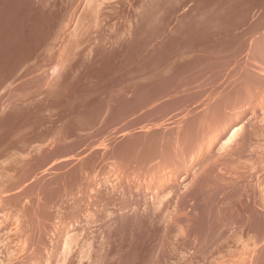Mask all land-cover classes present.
Segmentation results:
<instances>
[{
    "label": "rangeland",
    "instance_id": "1",
    "mask_svg": "<svg viewBox=\"0 0 264 264\" xmlns=\"http://www.w3.org/2000/svg\"><path fill=\"white\" fill-rule=\"evenodd\" d=\"M263 108L264 0H0V264H264Z\"/></svg>",
    "mask_w": 264,
    "mask_h": 264
},
{
    "label": "bare ground",
    "instance_id": "2",
    "mask_svg": "<svg viewBox=\"0 0 264 264\" xmlns=\"http://www.w3.org/2000/svg\"><path fill=\"white\" fill-rule=\"evenodd\" d=\"M261 86H262V85H261ZM259 87H260V86H259ZM259 87H258V89H259V91H260V88H259ZM261 88H262V87H261ZM246 90H247V89H246ZM250 90H252V89H250ZM250 90H249V91H250ZM262 90H263V89H262ZM242 91H245V90H242ZM252 91H253V90H252ZM259 91H257V92H259ZM253 92H254V91H253ZM260 92H261V91H260ZM240 93H242V92H240ZM237 94H238V93H237ZM242 94H244V93H242ZM259 94H260V93H259ZM259 94H258V95H259ZM238 95H239V96H242V95H240V94H238ZM261 95H262V94H261ZM235 96H236L235 99H237L238 96H237V95H235ZM246 96H247V95H246ZM255 96H256V95H255ZM255 96H254V97H255ZM262 96H263V95H262ZM230 97H231V96H230ZM233 97H234V96H233ZM228 98H229V97H228ZM245 99H248V98L245 97ZM257 99H258V98H257ZM262 99H263V98H262ZM262 99H261V100H262ZM227 100H228V99H227ZM232 100H234V99L232 98ZM232 100H231V101H232ZM237 100H239V99H237ZM242 100H243V99H242ZM242 100H241V102H242ZM217 101H222V99H219V100H217ZM217 101H216V102H217ZM231 101H230V102H231ZM252 101H253V100H252ZM258 101L261 102L260 100H258ZM214 102H215V101H214ZM216 102H215V103H216ZM222 102H223V101H222ZM235 102H236V100H235ZM248 102H249V101H248ZM248 102H247V103H248ZM215 103H214V104H215ZM218 103H219V102H218ZM225 103H226V102H224L223 105H225ZM239 103H240V101H239ZM242 103H245V102H242ZM242 103H241V104H242ZM221 104H222V103H221ZM227 104H228V103H227ZM232 104H233V103H232ZM223 105H222V106H223ZM230 105H231V104H230ZM212 106H213V105H212ZM215 106H216V105H215ZM226 106H227V105H226ZM228 106H229V105H228ZM232 106H233V105H232ZM239 106H240V104H239ZM262 106H263V105H262ZM262 106H261V107H262ZM205 107H206V106H205ZM205 107H204V108H205ZM208 107H209V106H207L206 108H208ZM217 107H218V106H217ZM220 107H221V106H220ZM223 107H224V106H223ZM223 107H222V108H223ZM230 107H231V106H230ZM235 107H236V106H235ZM204 108H203V110H204ZM210 108H211V107H210ZM210 108H209V109H210ZM213 108L217 109L216 107H213ZM222 108H219V109H222ZM231 108H232V107H231ZM231 108H230V109H231ZM244 108H245V107H244ZM247 108H248V107H247ZM237 109H238V108H237ZM263 109H264V108H263ZM212 110H213V109H211V111H212ZM222 110H223V109H222ZM224 110H225V109H224ZM250 110H252V109H250ZM259 110H260V109H259ZM211 111H210V112H211ZM214 111H215V110H214ZM219 111H220V110H219ZM247 111H248V110H247ZM257 111H258V110H257ZM262 111H263V110H262ZM208 112H209V110H208ZM228 112H229V111H228ZM232 112H233V110H232ZM241 112H242V111H241ZM244 112H245V110H244ZM250 112H251V111H250ZM253 112H254V110H253ZM200 113H202V112L200 111ZM211 113H212V112H211ZM221 113H222V112H221ZM229 113H231V112H229ZM206 114H207V113H206ZM218 114H219V113H218ZM225 114H226V112H225ZM236 114H237V113H236ZM210 115H212V114H210ZM210 115H209V116H210ZM237 115H239V112H238ZM255 115H256V114H255ZM200 116H202V115H200ZM215 116H216V115H215ZM222 116H223V114H222ZM226 116H227V115H226ZM231 116H232V115H231ZM249 116H250V115H249ZM252 116H253V115H252ZM258 116H259V115H258ZM260 116H261V115H260ZM206 117H207V116H206ZM229 117H230V116H229ZM229 117H227V118L229 119ZM210 118H211V117H210ZM227 118H226V119H227ZM201 119H202V117L200 118V120H201ZM207 119H208V118H207ZM215 119H216V118H215ZM231 119H232V118H231ZM237 119H238V118H237ZM241 119H242V118H241ZM250 119H251V118H250ZM252 119H253V117H252ZM263 119H264V118H263ZM200 120H199V121H200ZM208 120L210 121L211 119H208ZM208 120H207V121H208ZM223 120H224V119H223ZM253 120H254V119H253ZM253 120H251V123H254V122H252ZM199 121H198V123H200ZM203 121H204V120H203ZM205 121H206V119H205ZM213 121H214V120H213ZM221 121H222V120H221ZM230 121H232V120H230ZM244 121H245V120H244ZM249 121H250V120H249ZM249 121H248V123H249ZM261 121H262V120H261ZM261 121H260V122H261ZM195 122H196V121H195ZM222 122H223V121H222ZM222 122H221V123H222ZM228 122H229V121H228ZM228 122H227V123H228ZM238 122H239V120H238ZM189 123H190V122H189ZM193 123H194V122H193ZM198 123H197V124H198ZM202 123H203V122H202ZM202 123H201V124H202ZM213 123H215V125H216V122H215V121H214ZM219 123H220V122H219ZM236 123H237V121H236ZM244 123H245V122H244ZM191 124H192V123H191ZM194 124H195V123H194ZM224 124H225V123H224ZM230 124H231V123H230ZM249 124H250V123H249ZM249 124H248V125H249ZM261 124H263V123H261ZM181 125H182V124H181ZM203 125L205 126V122H204ZM208 125H209V124H208ZM208 125H207V126H208ZM221 125H222V124H221ZM258 125H259V124H258ZM258 125H257V126H258ZM187 126H188V125H187ZM189 126H190V125H189ZM191 126H192V125H191ZM194 126H197V125H193V127H194ZM201 126H202V125H201ZM212 126H213V125H212ZM219 126H220V125H219ZM237 126H238V125H237ZM254 126H255V125H254ZM182 127H183V126H182ZM217 127H218V126H217ZM221 127H223V126H221ZM234 127H235V126H234ZM258 127H259V126H258ZM258 127H257V128H258ZM260 127H261V126H260ZM184 128H185V127H184ZM186 128H187V127H186ZM191 128H192V127H191ZM191 128H190V129H191ZM197 128H198V127H197ZM209 128H210V127H209ZM213 128H214V127H213ZM215 128H216V126H215ZM230 128H231V127H230ZM178 129H179V128H178ZM178 129H177V130H178ZM187 129H189V128H187ZM187 129H186V130H187ZM200 129H201V128H200ZM202 129H203V128H202ZM216 129H217V128H216ZM219 129H220V128H219ZM222 129H223V128H222ZM231 129H232V128H231ZM239 129H240V128H239ZM241 129H242V128H241ZM244 129H245V127H244ZM254 129H255V128H254ZM254 129H253V130H254ZM191 130H192V129H191ZM196 130H197V129H196ZM196 130H195V132H196ZM205 130H206V129H205ZM207 130H208V129H207ZM225 130H226V128H225ZM235 130H236V128H234V129H232V130H230V131H233V133H234ZM255 130H256V129H255ZM255 130H254V131H255ZM258 130H259V129H258ZM258 130H257V131H258ZM182 131H183V130H181V132H182ZM223 131H224V130H223ZM226 131H227V130H226ZM230 131H229V132H230ZM261 131H262V130H261ZM166 132H167V131H166ZM175 132H176V131H175ZM185 132H186V131H185ZM190 132H192V131H190ZM190 132H189V133H190ZM195 132H194V134H195ZM202 132H203V130H202ZM207 132H209V131H207ZM217 132H218V131H217ZM221 132H222V131H221ZM224 132H225V131H224ZM237 132H238V131H237ZM242 132H243V131H242ZM263 132H264V131H263ZM177 133H178V131H177ZM197 133H198V132H197ZM199 133H201V131H199ZM226 133H227V132H226ZM258 133H260V132H257V134H258ZM167 134H168V133H167ZM172 134H173V132H172ZM190 134H192V133H190ZM210 134H211V132H210L209 134H206V133H205L204 136L206 137V135L209 136ZM212 134H213V132H212ZM212 134H211V135H212ZM215 134H216V133H215ZM227 134H228V133H227ZM239 134H241V132H240ZM239 134H238V135H239ZM261 134H263V133H260V135H261ZM161 135H162V134H161ZM165 135H166V134H165ZM192 135H193V134H192ZM198 135L200 136V134H198ZM228 135H229V134H228ZM228 135H226V136H228ZM242 135H243V134H242ZM242 135H241V136H242ZM162 136H163V135H162ZM166 136H167V135H166ZM173 136H174V135H173ZM175 136H176V135H175ZM212 136H213V135H212ZM235 136H236V135H235ZM254 136H255V133H254ZM159 137H160V136H159ZM190 137H191V135H190ZM205 137H204V139H205ZM209 137H210V136H209ZM209 137H207V138L209 139ZM217 137H218V136H217ZM256 137H257V136H256ZM256 137H255V140H256ZM134 138H135V137H134ZM138 138H139V136H138ZM162 138H163V137H162ZM194 138H195V137H194ZM207 138H206V139H207ZM219 138H220V137H219ZM233 138H234V137H233ZM238 138H239V136H238ZM253 138H254V137H253ZM253 138H252V139H253ZM258 138H260V137L258 136ZM139 139H140V138H139ZM158 139H159V138H158ZM172 139H173V138H172ZM179 139H181V138H179ZM191 139H192V137H191ZM204 139H203V141H204ZM208 139H207V140H208ZM224 139H225V138H224ZM235 139H236V137H235ZM241 139H242V138H241ZM136 140H137V139H136ZM149 140H150V139H149ZM155 140H157V138H156ZM175 140H176V138H175ZM183 140H184V139H183ZM196 140H197V139H196ZM212 140H213V139H212ZM233 140H234V139H233ZM238 140H239V139H238ZM250 140H251V138H250ZM131 141H132V140H131ZM133 141H134V139H133ZM138 141H139V140H138ZM140 141H143V140H140ZM144 141H145V140H144ZM200 141H202V140H200ZM215 141H217V139H216ZM224 141H225V140H224ZM231 141H232V140H231ZM235 141H237V140H235ZM239 141H240V140H239ZM239 141H238V142H239ZM242 141H243V140H242ZM247 141H249V140H247ZM256 141H257V140H256ZM152 142H153V141H152ZM181 142H182V141H181ZM192 142H193V141H192ZM192 142H190V143H192ZM205 142H206V141H205ZM238 142H237V143H238ZM245 142H246V141H245ZM250 142H252V141H250ZM250 142H249V143H250ZM135 143H136V142H135ZM139 143H140V142H139ZM142 143H143V142H142ZM148 143H149V142H148ZM161 143H162V142H161ZM207 143H209V140H208ZM207 143H206V144H207ZM210 143H211V142H210ZM232 143H233V142H232ZM243 143H244V142H243ZM243 143H242V144H243ZM132 144H133V143H132ZM136 144H137V143H136ZM150 144L152 145L153 143L150 142ZM162 144H163V143H162ZM164 144H165V143H164ZM188 144H189V143H188ZM195 144H197V143H195ZM204 144H205V143H203V146H204ZM211 144H212V143H211ZM211 144H210V145H211ZM239 144H240V143H239ZM253 144H254V143H253ZM253 144H250V145H253ZM256 144H257V143H256ZM260 144H261V142H260ZM129 145H130V144H129ZM137 145H138V144H137ZM137 145H135V146H137ZM140 145H141V144H140ZM140 145H139V146H140ZM145 145H146V143H145ZM156 145H157V144H156ZM171 145H172V142H171ZM197 145H198V144H197ZM139 146H138V150L140 151ZM142 146H143V145H142ZM154 146H155V144H154ZM166 146H167V145H166ZM169 146H170V145H169ZM187 146H188V145H187ZM201 146H202V144H201ZM208 146H209V144H208ZM208 146L206 145L205 147H208ZM211 146H212V145H211ZM213 146H214V145H213ZM226 146H227V145H226ZM229 146H230V144H229ZM231 146H232V145H231ZM231 146H230V147H231ZM243 146H244V145H243ZM246 146H247V144H246ZM254 146H255V145H254ZM256 146H257V145H256ZM258 146H260V145H258ZM261 146H263V145H261ZM143 147H144V146H143ZM171 147H172V146H171ZM174 147H175V146H174ZM181 147H182V146H181ZM195 147H196V145H195ZM199 147H200V146H199ZM205 147H204V148H205ZM215 147H216V144H215ZM215 147H214V148H215ZM230 147H229V148H230ZM235 147H236V146H235ZM244 147H245V146H244ZM127 148H129V147H127ZM145 148H146V147H145ZM152 148H153V147H152ZM158 148H159V147H157V149H158ZM187 148H188V147H187ZM190 148H191V147H190ZM208 148H209V147H208ZM208 148H206V149H202L203 151L205 150L204 153L207 152L206 150H207ZM211 148H212V147H211ZM236 148H237V147H236ZM240 148H242V147H240ZM240 148H239V149H240ZM246 148H247V147H246ZM251 148H253V147L251 146ZM251 148H250V150H251ZM255 148L257 149V147H255ZM255 148H254V149H255ZM259 148H260V147H259ZM263 148H264V147H263ZM149 149H150V148H149ZM167 149H168V148H167ZM174 149H175V148H174ZM193 149H194V148H193ZM196 149H197V148H196ZM209 149H210V148H209ZM216 149H218V147H216ZM223 149H224V147H223ZM243 149H244V148H242V150H243ZM247 149H248V148H247ZM141 150H142V152H143V151H145L146 149H145V150L141 149ZM151 150H153V149H151ZM162 150H163V149H162ZM184 150H186V149H184ZM211 150H212V149H211ZM211 150H210V151H211ZM213 150H214V149H213ZM219 150H220V149H219ZM221 150H222V149H221ZM225 150H226V149H225ZM260 150H261V149H260ZM263 150H264V149H263ZM123 151H124V150H123ZM125 151H126V150H125ZM131 151H132V150H131ZM134 151H135V150H134ZM156 151H158V150H156ZM173 151H174V150H173ZM173 151H172V153H173ZM203 151H202V153H203ZM210 151H209V152H210ZM230 151H232V150H230ZM236 151L238 152V150H236ZM239 151H241V150H239ZM245 151H246V149H245ZM248 151H249V150H248ZM253 151H254V150H253ZM121 152H122V150H121ZM127 152H129V150H127ZM142 152H141V153H142ZM147 152H148V151H147ZM160 152H161V151H160ZM163 152H164V151H163ZM177 152H178V151H177ZM179 152H181V151H179ZM194 152H195V151H194ZM197 152H201V149H200V151H197ZM219 152H220V154L222 153L221 151H219ZM223 152H224V151H223ZM241 152H243V151H241ZM249 152H250V151H249ZM249 152H248V153H249ZM255 152H257V151H255ZM258 152H259V151H258ZM260 152H261V151H260ZM125 153H126V152H125ZM133 153H134V152H133ZM135 153H136V151H135ZM137 153L139 154V152H137ZM137 153H136V154H137ZM211 153H213V152H211ZM230 153H231V152H230ZM239 153H240V152H239ZM239 153H238V154H239ZM251 153H252V151H251ZM253 153H254V152H253ZM117 154H119V153H117ZM126 154H127V153H126ZM130 154H132V153L130 152ZM142 154H144V153H142ZM159 154H160V153H159ZM159 154H157V155H159ZM170 154H171V153H169V156H170ZM188 154H189V153H188ZM222 154H223V153H222ZM256 154H257V153H256ZM128 155H129V154H128ZM157 155H156V157H157ZM167 155H168V154H167ZM177 155H178V154H177ZM205 155H206V154H205ZM215 155H216V154H215ZM225 155H226V152H225ZM234 155H236V153H235ZM263 155H264V153H263ZM263 155L261 154L260 156L263 157ZM117 156H118V155H117ZM130 156H131V155H129V158H130ZM147 156H148V155H147ZM152 156H153V154H152ZM162 156H163V155H162ZM173 156H174V155H173ZM175 156H176V154H175ZM210 156H211V155H210ZM236 156H238V155H236ZM236 156H233V157H236ZM258 156H259V155H258ZM260 156H259V157H260ZM120 157H121V156H120ZM125 157H127V156H125ZM134 157H135V156H134ZM138 157H141V156L139 155ZM163 157H164V156H163ZM187 157H189V156H187ZM192 157H193V156H192ZM195 157H196V156H195ZM197 157H198V156H197ZM197 157H196V158H197ZM206 157H207V156H206ZM215 157H216V156H215ZM217 157H218V155H217ZM231 157H232V156H231ZM113 158H114V157H113ZM121 158H122V157H121ZM127 158H128V157H127ZM135 158H136V157H135ZM144 158H145V157H144ZM148 158H149V156H148ZM161 158H162V157H161ZM165 158H166V157H165ZM176 158H178V157H176ZM190 158H191V157H190ZM211 158H212V157H211ZM221 158H222V157H221ZM227 158H228V157H227ZM260 158H261V157H260ZM138 159H139V158H138ZM141 159H142V158H141ZM151 159H152V158H151ZM157 159H158V158H157ZM162 159H163V158H162ZM174 159H175V158H174ZM208 159H209V158H208ZM229 159H230V158H229ZM249 159H250V158H249ZM249 159H248V162H249ZM123 160H125V159H123ZM131 160H132V159H131ZM154 160H155V159H154ZM159 160H160V159H159ZM178 160H179V159H178ZM195 160H196V159H195ZM222 160H223V159H222ZM226 160H227V159H226ZM230 160H232V159H230ZM129 161H130V160H129ZM132 161H133V160H132ZM138 161H139V160H138ZM141 161H142V160H141ZM141 161H140V162H141ZM143 161H144V160H143ZM152 161H153V160H152ZM155 161H157V160H155ZM166 161H167V160H166ZM168 161H169V160H168ZM191 161H192V160H191ZM253 161H254V160H253ZM253 161H250V162H253ZM260 161H262V159H261ZM104 162H105V161H104ZM112 162H113V161H112ZM112 162H111V163H112ZM115 162H116V161H115ZM115 162H114V163H115ZM117 162H119V161L117 160ZM124 162H125V161H124ZM126 162H127V161H126ZM149 162H150V161H149ZM160 162H161L160 164H163V163H162V160H160ZM163 162H164V161H163ZM183 162H184V161H183ZM188 162H189V160H188ZM196 162H197V161H196ZM203 162H204V161H203ZM228 162H230V161H228ZM244 162L246 163V161H244ZM109 163H110V162H109ZM119 163H120V162H119ZM128 163H129V162H128ZM134 163H136V162H134ZM145 163H146V161H145ZM147 163H148V162H147ZM166 163H167V162H166ZM172 163H174V162H172ZM223 163H224V162H223ZM263 163H264V162H263ZM106 164H107V163H106ZM117 164H118V163H117ZM122 164H123V163H122ZM124 164H126V163H124ZM129 164H130V163H129ZM155 164L157 165V167L160 166L159 163H158V164L155 163ZM170 164H171V163H170ZM181 164H182V163H181ZM241 164H242V163H241ZM253 164H254V163H253ZM253 164H252V165H253ZM139 165H140V164H139ZM142 165H143V164H142ZM145 165H146V164H145ZM156 165H155V166H156ZM163 165H164V164H163ZM166 165H168V163H167ZM218 165H219V164H218ZM223 165H224V164H223ZM233 165H235V164L233 163ZM233 165H231V166L233 167ZM252 165H251V166H252ZM104 166H105V165H104ZM104 166H103V167H104ZM126 166H127V165H126ZM131 166H132V164H131ZM136 166H137V165H136ZM140 166H141V165H140ZM172 166H173V165H172ZM174 166H175V165H174ZM184 166H185V165H184ZM215 166H216V165H215ZM219 166H220V165H219ZM245 166H246V165H245ZM248 166H250V165H248ZM260 166H261V165H260ZM114 167H115V166H114ZM127 167H128V166H127ZM143 167H144V165H143ZM143 167H142V168H143ZM160 167H161V166H160ZM166 167H167V166H166ZM187 167H188V165H187ZM203 167H204V166H203ZM221 167H222V166H221ZM229 167H230V166H229ZM229 167H228V168H229ZM263 167H264V166H263ZM106 168H107V167H106ZM109 168H111V167H109ZM112 168H113V167H112ZM142 168H141V169H142ZM164 168H165V167H164ZM179 168H180V167H179ZM196 168H198V167H196ZM212 168H214V167H212ZM217 168H218V166H217ZM254 168H255V167H254ZM257 168H258V167H257ZM98 169H99V168H98ZM113 169H114V168H113ZM119 169H120V168H119ZM125 169H126V168H125ZM150 169H153V166H152V168H150ZM150 169H149V170H150ZM156 169H157V168L155 167V171H156ZM166 169H167V168H166ZM170 169H171V168H170ZM177 169H178V168H177ZM194 169H195V168H194ZM200 169H201V166L199 167V170H200ZM207 169H208V167H207ZM242 169H243V168H242ZM88 170H89V169H88ZM101 170H102V169H101ZM107 170H108V168H107ZM109 170H110V169H109ZM130 170H131V169H130ZM157 170H158V169H157ZM164 170H165V169H164ZM164 170H163V171H164ZM187 170H188V168H187ZM210 170H211V168H210ZM224 170H227V169L225 168ZM230 170H231V169H230ZM232 170H233V168H232ZM234 170H235V169H234ZM246 170H247V169H246ZM93 171H94V170H93ZM96 171H97V169H96ZM120 171H121V170H120ZM126 171H128V170H126ZM136 171H137V170H136ZM142 171H143V170H142ZM144 171H145V170H144ZM155 171H153V172H155ZM166 171H167V170H166ZM168 171H169V170H168ZM195 171H196V170H195ZM218 171H219V170H218ZM251 171H252V170H251ZM85 172H86V171H85ZM117 172H118V170H117ZM124 172H125V171H124ZM124 172H123V173H124ZM138 172H141V171H138ZM211 172H212V170H211ZM211 172H210V173H211ZM222 172H223V171H222ZM225 172H226V171H224V173H225ZM229 172H230V171H229ZM247 172H248V171H247ZM262 172H263V171H262ZM262 172H261V173H262ZM89 173H90V172H89ZM100 173H101V171H100ZM100 173H99V174H100ZM104 173H105V172H104ZM106 173H107V172H106ZM125 173H126V172H125ZM131 173H132V172H131ZM142 173H143V172H142ZM150 173H151V172H150ZM150 173H149V174H150ZM155 173H156V172H155ZM158 173H159V172H158ZM166 173H167V172H166ZM166 173H165V174H166ZM175 173H177V172H175ZM178 173H179V172H178ZM180 173H181V172H180ZM191 173H192V172H191ZM195 173H196V172H194L193 174H195ZM218 173H219V172H218ZM220 173H221V171H220ZM233 173H234V172H233ZM249 173H250V172H249ZM249 173H248V174H249ZM87 174H88V173H87ZM97 174H98V172H97ZM146 174H147V173H146ZM159 174H160V173H159ZM161 174H162V173H161ZM161 174H160V175H161ZM171 174H172V172H171ZM203 174H204V172H203ZM212 174H213V173H212ZM221 174H223V173H221ZM242 174H243V173H242ZM81 175H82V174H81ZM89 175H90V174H89ZM94 175H95V174H94ZM108 175H109V174H108ZM115 175H116V174H115ZM121 175H122V174H121ZM121 175H120V176H121ZM142 175H143V174H142ZM144 175H145V174H144ZM162 175H164V174H162ZM176 175H177V174H176ZM178 175H179V174H178ZM231 175H232V174H231ZM231 175H230V176H231ZM236 175H237V174H236ZM245 175H246V174H245ZM90 176H91V175H90ZM124 176H125V174H124ZM126 176H127V175H126ZM131 176H132V175H131ZM135 176H136V174H135ZM154 176H158V175H154ZM154 176H153V177H154ZM193 176H194V175H193ZM193 176L191 175V177H193ZM216 176H217V175H216ZM224 176H225V175H224ZM228 176H229V174H228ZM102 177H103V176H102ZM117 177H118V176H117ZM127 177H129V175H128ZM132 177H133V176H132ZM136 177H137V176H136ZM153 177H151V178L153 179ZM161 177H165V176H161ZM166 177H167V175H166ZM176 177H177V176H176ZM220 177H221V176H220ZM222 177H223V176H222ZM235 177H236V176H235ZM239 177H240V176H239ZM250 177H251V175H250ZM79 178H80V176H79ZM84 178H85V177H84ZM110 178H111V177H110ZM114 178H115V177H114ZM145 178H146V177H145ZM151 178H150L149 181H152ZM155 178H156V177H155ZM155 178H154V179H155ZM158 178H160V177H158ZM193 178H194V177H193ZM193 178H192V179H193ZM201 178H202V177H201ZM226 178H227V177H226ZM230 178H231V177H230ZM236 178H237V177H236ZM253 178H254V177H253ZM72 179H73V178H72ZM77 179H78V178H77ZM102 179H103V178H102ZM115 179H116V178H115ZM122 179H123V178H122ZM133 179H134V177H133ZM140 179H141V178H140ZM140 179H139V180H140ZM160 179H161V178H160ZM162 179H163V178H162ZM162 179H161V180H162ZM233 179H234V178H233ZM255 179H256V178H255ZM259 179H260V178H259ZM261 179H263V181H264V177L261 178ZM85 180H86V178H85ZM85 180H84V181H85ZM88 180H89V179H88ZM110 180H111V179H110ZM158 180H159V179H155V181H158ZM165 180H166V179H164V181H165ZM199 180H200V179H199ZM229 180H230V179H229ZM239 180H240V179H239ZM73 181H74V180H73ZM84 181H83V182H84ZM86 181H87V180H86ZM103 181H104V180H103ZM118 181H119V180H118ZM124 181H125V180H124ZM128 181H129V180H128ZM128 181H127V182H128ZM142 181H143V180H142ZM142 181H140V182H142ZM155 181H154V183L156 184V183H158L160 180H159L158 182H155ZM164 181L162 180V182H164ZM195 181H198V180H195ZM234 181H235V180H234ZM234 181H233V182H234ZM237 181H238V180H237ZM257 181H258V180H257ZM257 181H256V182H257ZM98 182H99V181H98ZM137 182H138V181H137ZM147 182H148V181H147ZM152 182H153V181H152ZM160 182H161V181H160ZM162 182H161V184H162ZM181 182H182V181H180V183H181ZM187 182H188V181H187ZM229 182H230V181H229ZM238 182H239V181H238ZM249 182H250V181H249ZM254 182H255V181H254ZM53 183H54V182H53ZM88 183H89V182H88ZM134 183H135V182H134ZM150 183H151V182H150ZM169 183H170V182H169ZM185 183H186V182H185ZM258 183H259V182H258ZM107 184H108V183H107ZM124 184H125V183H124ZM142 184H143V183H142ZM148 184H149V183H148ZM148 184H147V185H148ZM159 184H160V183H159ZM176 184H177V183H176ZM191 184H192V181H191ZM260 184H262V183H260ZM71 185H72V184H71ZM102 185H103V184H102ZM118 185H119V184H118ZM125 185H128V184H125ZM125 185H123V186H125ZM130 185H132V184H130ZM143 185H144V184H143ZM151 185L153 186V183H152ZM162 185H164V183H163ZM172 185H173V183H172ZM177 185H178V184H177ZM184 185H185V184H184ZM251 185H252V184H251ZM73 186H74V185H73ZM93 186H94V185H93ZM108 186H109V185H108ZM116 186H117V185H116ZM148 186H149V185H148ZM156 186H157V185H156ZM188 186H189V185H188ZM190 186H191V185H190ZM255 186H256V184H255ZM76 187H77V186H76ZM84 187H85V186H84ZM97 187H98V186H97ZM103 187H106V186H103ZM126 187H127V186H126ZM141 187H142V185H141ZM150 187H151V186H150ZM159 187H161V186H159ZM256 187H257V186H256ZM258 187H259V186H258ZM261 187H263V186H261ZM89 188H90V187H89ZM94 188H95V187H94ZM98 188H99V187H98ZM122 188H123V187H122ZM147 188H148V187H147ZM157 188H158V186L156 187V189H157ZM182 188H183V187H182ZM185 188H187V187H185ZM188 188H189V187H188ZM80 189H81V188H80ZM82 189H83V188H82ZM90 189H92V188H90ZM110 189H112V188H110ZM120 189H121V188H120ZM149 189H150V188H149ZM170 189H171V188H170ZM173 189H174V188H173ZM180 189H181V188H180ZM87 190H88V189H87ZM126 190H127V189H126ZM135 190H136V189H135ZM142 190H143V189H142ZM160 190H161V189H160ZM166 190H167V189H166ZM77 191H78V190H77ZM79 191H80V190H79ZM107 191H108V190H107ZM118 191H119V193H120V190H118ZM139 191H141V188H140ZM157 191H158V190H157ZM170 191H171V190H170ZM173 191H175V190H173ZM173 191H171V192H172L171 194L174 193ZM180 191H182V189H181ZM184 191H187V189H185ZM184 191H183V192H184ZM257 191H258V190H257ZM257 191H256V192H257ZM63 192H64V191H63ZM67 192H68V191H67ZM86 192H87V191H86ZM89 192H90V191H89ZM103 192H104V191H103ZM115 192H116V191H115ZM155 192H156V191H155ZM155 192H154V193H155ZM175 192H177V191H175ZM260 192L262 193V190H261ZM263 192H264V191H263ZM58 193H59V192H58ZM98 193H99V192H98ZM104 193H105V192H104ZM107 193H108V192H107ZM123 193H124V192H123ZM136 193H137V192H136ZM139 193H140V192H139ZM141 193H142V191H141ZM72 194H73V193H72ZM105 194H106V193H105ZM142 194H143V193H142ZM165 194H166V192H165ZM175 194H176V193H174V195H175ZM178 194H179V193H178ZM180 194H181V193H180ZM74 195H76V194H74ZM79 195H80V194H79ZM86 195H87V194H86ZM89 195H90V194H89ZM94 195H95V194H94ZM132 195H133V193H132ZM259 195H261V194H259ZM60 196H61V195H60ZM114 196H115V194H114ZM116 196H117V195H116ZM147 196H148V195H147ZM150 196H151V195H150ZM163 196H164V195H163ZM170 196H171V195H170ZM178 196H179V195H178ZM180 196H181V195H180ZM257 196H258V195H257ZM72 197H73V196H72ZM134 197H135V195H134ZM136 197L138 198V196H136ZM161 197H162V196H161ZM67 198H68V197H67ZM96 198H97V197H96ZM96 198H95V199H96ZM124 198H125V197H124ZM132 198H133V197H132ZM155 198H156V197H155ZM158 198H159V197H157L156 200H158ZM170 198H171V197H170ZM170 198H169V199H170ZM177 198H178V197H177ZM262 198H263V195H262ZM56 199H57V198H56ZM71 199H72V198H71ZM110 199H111V198H110ZM118 199H119V198H118ZM139 199H140V198H139ZM147 199H148V198H147ZM171 199H172V198H171ZM260 199H261V198H260ZM263 199H264V198H263ZM67 200H68V199H67ZM69 200H70V199H69ZM73 200H74V199H73ZM102 200H103V199H102ZM113 200H114V199H113ZM132 200H133V199H132ZM173 200H174V198L172 199V201H173ZM88 201H90V200H88ZM96 201H97V200H96ZM98 201H99V198H98ZM114 201H115V200H114ZM120 201H121V199H120ZM137 201H138V200H137ZM139 201H141V200H139ZM50 202H51V201H50ZM73 202H74V201H73ZM118 202H119V201H118ZM153 202H154V201H153ZM69 203H70V202H69ZM85 203H86V202H85ZM141 203H142V202H141ZM143 203H144V201H143ZM147 203H148V201H147ZM147 203H146V205H147ZM154 203H155V202H154ZM171 203H172V202H171ZM257 203H258L257 205H260V204H259L260 202L257 201ZM56 204H57V203H56ZM64 204H65V203H64ZM74 204H77V203H74ZM99 204H100V203H99ZM157 204H158V203H157ZM161 204H162V203H161ZM165 204H166V203H165ZM51 205H52V204H51ZM69 205H70V204H69ZM72 205H73V204H72ZM72 205H71V206H72ZM83 205H84V204H83ZM83 205H82V206H83ZM106 205H107V204H106ZM123 205H124V203H123ZM162 205H163V204H162ZM174 205H175V204H174ZM58 206H59V205H58ZM94 206H96V205H94ZM108 206H109V205H108ZM127 206H129V205H127ZM137 206H138V205H137ZM137 206H136V207H137ZM147 206H148V205H147ZM151 206H152V205H151ZM155 206H156V205H155ZM165 206H166V205H165ZM186 206H187V205H186ZM191 206H192V205H191ZM261 206L263 207V205H261ZM76 207H77V206H76ZM88 207H89V206H88ZM122 207H123V206H122ZM125 207H126V206H125ZM166 207H167V206H166ZM57 208H58V207H57ZM77 208H78V207H77ZM82 208H83V207H82ZM144 208H145V207H144ZM154 208H155V207H154ZM161 208H162V207H161ZM49 209H50V208H49ZM59 209H60V208H59ZM71 209H72V208H71ZM80 209H81V208H80ZM94 209H95V208H94ZM97 209H98V208H97ZM123 209H124V207H123ZM147 209H148V208H147ZM159 209H160V208H159ZM260 209H261V208H260ZM55 210H56V209H55ZM67 210H68V209H67ZM69 210H70V209H69ZM69 210H68V211H69ZM77 210H78V209H77ZM87 210H88V209H87ZM150 210H151V209H150ZM261 210H263V209H261ZM70 211H72V210H70ZM91 211H92V209H91ZM103 211H104V210H103ZM142 211H144V210L142 209ZM184 211H185V210H184ZM53 212H54V211H53ZM100 212H101V211H100ZM185 212H186V211H185ZM61 213H63V212H61ZM95 214H96V213H95ZM59 215H60V214H59ZM69 215H70V214H69ZM72 215H73V214H72ZM86 215H88V214H86ZM78 216H79V212H78ZM89 216H90V212H89ZM57 217H58V216H57ZM74 217H76V216H74ZM52 218H53V217H52ZM57 219H58V218H57ZM61 219H62V218H61ZM55 220H56V219H55ZM85 220H86V219H85ZM72 221H73V220H72ZM52 223H53V222H52ZM55 226H56V225H55ZM16 228H17V227H16ZM52 228H54V227H52ZM57 230H58V229H57ZM68 230H69V229H68ZM59 232H60V231H59ZM62 232H63V231H62ZM60 233H61V232H60ZM54 234H55V233H54ZM57 234H58V233H56V235H57ZM59 235H60V234H58V236H59ZM58 236H57V237H58ZM58 239H59V238H58ZM52 240H53V239H52ZM49 242H50V241H49ZM60 242H61V241H60ZM55 243H56V242H55ZM42 244H43V243H42ZM44 244H45V243H44ZM63 245H64V244H63ZM63 245H62V246H63ZM51 247H52V245H51ZM49 248H50V247H49ZM54 248H55V247H54ZM49 251H50V250H49ZM53 253H54V251H53Z\"/></svg>",
    "mask_w": 264,
    "mask_h": 264
}]
</instances>
